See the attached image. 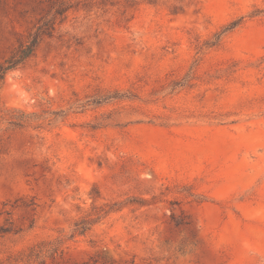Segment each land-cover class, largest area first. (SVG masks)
I'll return each instance as SVG.
<instances>
[{
	"label": "rangeland",
	"instance_id": "rangeland-1",
	"mask_svg": "<svg viewBox=\"0 0 264 264\" xmlns=\"http://www.w3.org/2000/svg\"><path fill=\"white\" fill-rule=\"evenodd\" d=\"M38 28L0 264H264V0H0V64Z\"/></svg>",
	"mask_w": 264,
	"mask_h": 264
},
{
	"label": "trees",
	"instance_id": "trees-1",
	"mask_svg": "<svg viewBox=\"0 0 264 264\" xmlns=\"http://www.w3.org/2000/svg\"><path fill=\"white\" fill-rule=\"evenodd\" d=\"M236 26V23H233L230 27L225 29V31L231 30ZM45 31L42 28H38L33 34L30 35L29 40L25 44H20L14 52L6 59L2 64H0V88L2 87L6 75L23 65L34 55L37 46L39 45L42 37L44 36ZM3 112L1 106L0 98V113ZM5 116V113L3 114ZM3 117V116H2ZM85 229L79 230L83 232Z\"/></svg>",
	"mask_w": 264,
	"mask_h": 264
}]
</instances>
